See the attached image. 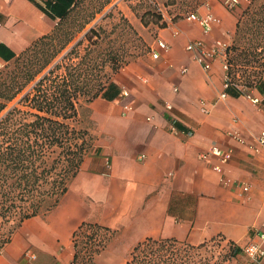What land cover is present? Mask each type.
Instances as JSON below:
<instances>
[{
    "label": "crops",
    "instance_id": "crops-1",
    "mask_svg": "<svg viewBox=\"0 0 264 264\" xmlns=\"http://www.w3.org/2000/svg\"><path fill=\"white\" fill-rule=\"evenodd\" d=\"M53 2L0 0L1 61H13L52 31L58 18L46 4ZM211 11L218 22L208 34L180 18L157 33L166 51L156 47L157 40H146L158 58L139 57L113 74L111 85L88 105L97 151L84 158L53 209L22 222L0 252V264H70L72 236L83 222L114 232L94 264L112 249L121 256L148 238L198 244L222 235L242 246L253 228H264V153L248 148L264 130V104L252 105L245 96L264 98V75L257 87L233 94L225 90L227 97L219 99L225 74L221 60L214 58L205 71L185 50L191 40L207 47L230 43L238 13L217 4ZM124 90L127 97L121 96ZM202 103L208 113L201 111ZM212 147L230 151L221 172L214 169L215 157H203ZM243 184L250 188L245 196ZM119 263L117 258L114 264Z\"/></svg>",
    "mask_w": 264,
    "mask_h": 264
},
{
    "label": "trees",
    "instance_id": "trees-1",
    "mask_svg": "<svg viewBox=\"0 0 264 264\" xmlns=\"http://www.w3.org/2000/svg\"><path fill=\"white\" fill-rule=\"evenodd\" d=\"M85 1L47 3L49 14L58 18L54 28L9 62L14 68L0 77V252L25 219L58 204L84 158L97 151L83 114L111 85L113 74L131 61L120 54L115 29L94 25L85 30L110 0L101 1L87 16ZM151 16L156 23L162 19L160 14ZM160 25L164 27L165 22ZM228 64L227 93L258 86L264 75V0H250L239 14ZM233 66L256 70L250 74L253 78L247 76L241 84ZM113 236L107 227L81 223L72 236L70 264H94V254L104 250ZM242 257L246 264H259L222 235L198 244L148 238L131 249L124 264H237Z\"/></svg>",
    "mask_w": 264,
    "mask_h": 264
},
{
    "label": "rangeland",
    "instance_id": "rangeland-1",
    "mask_svg": "<svg viewBox=\"0 0 264 264\" xmlns=\"http://www.w3.org/2000/svg\"><path fill=\"white\" fill-rule=\"evenodd\" d=\"M101 1L103 0H86L84 3L85 11L83 14L86 16L87 14H90L94 8L100 4ZM151 1L152 2L149 0H110V3L102 10L101 13L96 15L95 19L86 26L85 30L94 25L101 26L108 31H110L112 28L115 29L116 33L113 34V38L116 40V46H118V49H120V54L124 56L125 59L133 61L139 57L146 56L148 54L151 55L152 52L149 49L146 40H157L158 31L166 27V25L161 27V22H165V20L168 19H171L172 22H174L180 18L186 17L187 13L189 12L197 13L199 10H202L203 5L206 3H208L210 10L212 4L222 5L223 7L227 8L225 0H192L191 2H188L187 0H173L174 4H170L172 0ZM157 5L162 8L163 15L158 11ZM248 6L249 3L242 1L235 8L227 9L232 11V13H238L239 16L242 10ZM142 14H144L143 22L140 19ZM157 14H160V17H162L158 23H156L155 19L151 16L154 15L157 17ZM123 20L128 22V25L131 26L136 34L126 27L127 25ZM82 21L83 20L80 19V23ZM144 21H147L148 24L145 25ZM134 23L138 25L139 30L134 27ZM82 36L83 32L78 34L76 41ZM76 41H74V43ZM232 43L233 36L230 39V44ZM66 51L63 52L62 55L65 54ZM62 55H60V57H58L54 63H56ZM13 68V63H7L2 69H0V77L10 73ZM232 70L235 71V76L239 79V82L243 84L247 79V76H251L250 74H252V72L256 69L251 67L233 66ZM251 78L253 77L251 76ZM244 90H247V88L244 87ZM16 100L10 102L6 110L11 108L16 103ZM84 113L86 114H83V118L85 119L86 125L91 130L93 127V121L89 118V110ZM130 250L121 254V256H118L116 249H112L110 254L104 255L100 262L101 264H114L117 258H119V264H123L128 258ZM97 255L98 254H94L93 260ZM237 264H246L245 258L242 257Z\"/></svg>",
    "mask_w": 264,
    "mask_h": 264
},
{
    "label": "built area",
    "instance_id": "built-area-1",
    "mask_svg": "<svg viewBox=\"0 0 264 264\" xmlns=\"http://www.w3.org/2000/svg\"><path fill=\"white\" fill-rule=\"evenodd\" d=\"M149 1L152 2L151 0ZM242 1L250 3V0H225V4L228 9H233ZM157 9L163 15L162 8L157 5ZM203 9V14L189 12L187 13L186 18L192 22L197 23L201 28L203 34H208L211 31L213 25L218 22V18L210 10L208 3L203 5ZM165 25L166 27L173 26L172 20H165ZM1 27L2 25L0 23V29ZM229 46L230 43L216 41L214 45L207 47L202 40H191L185 46V50L192 54L193 59L205 71L211 69L212 61L214 58H219L221 60V67L225 73L223 77V91L219 94V99L221 100H224L227 97L225 90L231 84V78L227 74L229 70ZM156 47L162 51H166L168 49L166 43L163 40H157ZM151 56L152 58L156 59L158 58L159 54L156 51H152ZM5 65L6 63L0 60V69H2ZM186 71L187 70L185 67L180 68V73L183 74ZM121 96L127 97L128 92L126 90L122 91ZM245 96L252 105L259 106L261 104H264V98L254 96L250 93H247ZM165 107L167 110H171L172 108L171 105H166ZM123 108L126 111L131 110L130 105H124ZM201 111L203 113H208V109L204 106L203 103L201 104ZM170 128L172 132L176 133L175 126H171ZM228 134L239 144H245V139H243L239 133L232 132ZM248 148L254 153H264V130L260 131L254 142L248 144ZM208 155H211L217 159V163L214 166V169L218 172H221L223 167L229 162L230 151L225 152L219 147H212L210 148L208 153L203 155V157H207ZM221 181L224 185H230L231 183V181L225 178H221ZM249 190V185H241L242 196H245L249 192ZM251 234V238L244 245H242L241 248L245 257H247L250 261L260 262L261 260H264V228H253L251 230Z\"/></svg>",
    "mask_w": 264,
    "mask_h": 264
}]
</instances>
